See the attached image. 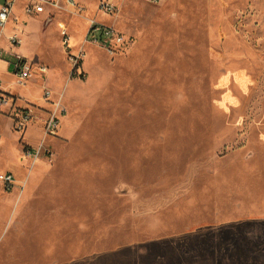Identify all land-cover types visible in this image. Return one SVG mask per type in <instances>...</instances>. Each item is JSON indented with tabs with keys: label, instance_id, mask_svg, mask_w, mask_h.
<instances>
[{
	"label": "rangeland",
	"instance_id": "374dc122",
	"mask_svg": "<svg viewBox=\"0 0 264 264\" xmlns=\"http://www.w3.org/2000/svg\"><path fill=\"white\" fill-rule=\"evenodd\" d=\"M23 1L22 48L49 70L25 134L0 116V170L21 166L0 264H264V0H86L50 21ZM93 18L126 42L87 40Z\"/></svg>",
	"mask_w": 264,
	"mask_h": 264
},
{
	"label": "built area",
	"instance_id": "2783aa9c",
	"mask_svg": "<svg viewBox=\"0 0 264 264\" xmlns=\"http://www.w3.org/2000/svg\"><path fill=\"white\" fill-rule=\"evenodd\" d=\"M17 0H5L0 7V39L5 33L6 26L11 19L15 20L16 27L15 31L9 36V44L11 48L20 47L22 44V32L19 24L20 19L14 17V4ZM153 2H160L162 0H152ZM64 2V3H63ZM63 9L64 7L70 12L77 15H81L86 7L77 2L76 0H29L24 5V12L26 14H37L47 11L48 8ZM99 9L113 13L116 9L115 0H100ZM60 35L64 47L67 49L71 47L70 34L66 25H62L60 29ZM87 40H91L94 43L105 44L108 49H111V45H123L126 41L122 32L116 29L113 25L100 22L96 19H91L90 27L87 31ZM14 50V49H13ZM112 52V50H111ZM3 49L0 47V57L2 56ZM14 60L12 61L13 73L15 76L16 83L19 85L26 86L30 80L38 74L45 75L48 72V67L43 64H35L33 61L27 60L21 52L13 51ZM78 54L77 56H71L72 61L78 65ZM1 84V80H0ZM53 92L50 88L44 87L43 98L51 99ZM7 108L8 113L13 117V127L21 131H26L32 122L34 117V110L30 106L25 108H19L15 104L13 95L9 93L0 92V111ZM62 115V113H61ZM61 115L55 110L49 117L44 121L43 130L46 134L57 135L61 129L62 121ZM17 185L16 176L12 171L6 170L0 172V189L4 191H10Z\"/></svg>",
	"mask_w": 264,
	"mask_h": 264
},
{
	"label": "crops",
	"instance_id": "0c3cea01",
	"mask_svg": "<svg viewBox=\"0 0 264 264\" xmlns=\"http://www.w3.org/2000/svg\"><path fill=\"white\" fill-rule=\"evenodd\" d=\"M28 1L29 0H24L21 3V7L23 8V10H24V5ZM76 1L79 2L80 4H82L85 7H91V5H89V2H87L86 0H76ZM4 2H5V0H0V7H1V5ZM54 9H57V8H54V7L50 8L49 7L47 9V11L42 12V13H37V14H40L39 16H41L43 18V20L46 19V20L50 21V20H52V13L54 12ZM63 9H66V8L64 7ZM66 10H68V9H66ZM59 11H62V9H60ZM68 11H70V10H68ZM26 15L32 16V14H26ZM15 16L20 19L19 24L21 26L22 39H23L22 44H23L24 43V38H25V42H26L28 39H30L31 34H30V32L26 31L25 23L19 17V15L18 14H14V17ZM39 16H37V17H39ZM93 19H96V20H98L100 22H103V21H101L100 19H97V18H93ZM90 21H91V19L87 20L86 32H87V30L90 27ZM62 25H65V24L63 22H60V29H61ZM15 27H16L15 20L11 19L8 22L7 26H6L5 33L3 34V36L0 39V47L3 49L2 56L0 57V80H1L0 92L9 93V94L13 95V97L15 99L16 106L19 107V108H25L26 106H28V101L27 100L30 99L29 97L33 96V92H32L33 88L32 87L35 84V82H37V80L35 78H33L32 80H30V82L26 86L19 85V84L16 83V80H15L16 78H15L14 73H13L14 69H13V65H12V61L15 58L13 51L21 52L24 55V57L27 60H29V61H33V60H31L29 58V54L26 51L23 50L22 44L20 45V47L11 48L8 38L15 31ZM72 40L74 41V38H72ZM34 53H36V51ZM34 53H32L31 56H33ZM36 64H39V63H36ZM45 75L38 74L36 76L37 77L40 76L41 79H43L45 77ZM44 87H47V86H44ZM44 87L42 88V91H43ZM40 98H41V100H44L43 95H41ZM23 101H25V104L19 103V102H23ZM8 115H9V113H8V109L7 108H5L2 111H0V116L1 117H9V119L11 120V124H12L11 126H13V124H14L13 117L11 115L10 116H8ZM27 130L24 131L23 134H25L27 132ZM6 170L12 171L15 174V176H16V181L19 182L18 177L20 176V172H21V166L19 164L14 165L11 169H9V165L8 166L6 165V168L4 170H0V172L6 171Z\"/></svg>",
	"mask_w": 264,
	"mask_h": 264
}]
</instances>
